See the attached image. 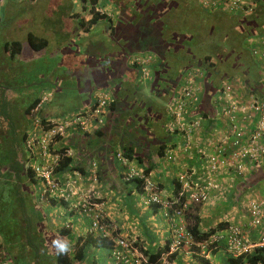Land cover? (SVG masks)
Masks as SVG:
<instances>
[{"label": "trees", "instance_id": "16d2710c", "mask_svg": "<svg viewBox=\"0 0 264 264\" xmlns=\"http://www.w3.org/2000/svg\"><path fill=\"white\" fill-rule=\"evenodd\" d=\"M80 1L81 8L77 12L87 10L88 14L85 17L72 12L69 17L64 18L71 21L69 25L73 27H69L68 33L74 37L69 44L68 40L71 36L68 35L65 43L70 47L58 53L64 60L66 55L79 54L75 60L80 64L75 66L72 76L83 80L84 84H81L86 97L79 104L72 105V108L76 109L75 111L82 110L89 103V93L94 88L108 86L112 91L113 101L106 116V124L101 130L91 134L73 133L63 139L60 135L54 137L56 143L49 145V151L60 156L54 170L58 179H61L67 170L76 169L86 174L95 162L96 175L99 184L102 185L109 175L104 161L107 156L114 154L115 150L128 162L135 159L140 163H148L154 158L153 154L155 158H163L168 151L177 149L182 139L186 138V133L183 127L177 126L176 116L170 108L172 104L179 105L180 100L183 99L181 90L185 84L184 75L188 70L194 68L204 72L201 82L196 86L197 90L200 87L199 101L193 102L190 107L193 108L192 117L199 115L207 119V130L211 129L210 131L214 128L216 117V109L212 104L216 89L223 80L237 74L233 75L222 70L227 58L234 55L232 66L235 68L239 65L244 66L241 61L250 63V66L239 74L241 77L249 79L254 75L258 82L261 80L262 73H256L251 69L253 61L250 51L242 48L243 41L239 45L237 38L230 39V37L238 35L240 39H245L261 33L252 30L256 25H260L264 31V23H262L264 0H251L253 8L251 12L238 10V7L232 8L222 0L218 7L216 5L210 11L211 14L200 8L203 0H109L114 6L112 17L104 11L105 0ZM1 2L4 4L7 0ZM29 2L32 4L35 0ZM73 3V0L68 1L69 8L73 9L75 6ZM177 16H183L188 25H191L190 28L175 26ZM2 18L0 15V24H3L0 26L1 32L6 26ZM260 18L261 20L257 22ZM217 24H220L221 28L220 37L229 39L227 47L221 48L218 44L212 43L209 45L212 52L199 54L200 51L196 54L194 50L197 48L198 51L201 46L194 44L196 46L194 48L192 35L198 34L204 41V38L216 34H213V31ZM226 27L229 30L222 32ZM205 33L209 34L205 36ZM48 34L49 32L44 34L46 36L43 34L37 36L32 31H28L25 36L26 45L19 39L0 40V264H97V259H90L88 256V249L91 246L109 247V244L108 238L99 227L98 230L91 229V222L86 234L77 237L73 242L69 253L57 255L52 241L57 238L70 239L68 235L74 224L71 222L70 227H66L65 223L59 226L53 225L51 219L54 215L46 210L45 202L39 201L41 182L35 176L32 165L27 164L29 160L25 151V138L31 126L28 115L33 112L41 122L66 116L70 107L67 100L62 99L61 86L55 91L51 88V98L38 108L41 92L48 87H42L35 94L31 93L27 102L17 111L13 104L18 96L16 93L18 89L14 87L13 82L21 72L20 58L48 49L51 46L50 42L54 41V38L50 39ZM88 36L91 45H87ZM82 43L83 46L78 47L80 51L78 52L75 46L78 44L80 46ZM229 48L230 52H228ZM134 52L157 57L151 63L150 78L145 79L141 74L139 78L140 70L138 71L137 66L132 64L131 55ZM51 58L57 68L56 71H62L61 67L62 69L67 67L56 65L55 58ZM15 60L17 64L12 71L13 76L5 74L6 65L9 61L13 65ZM87 63L98 64L95 67L97 76L93 78L92 87L88 85L86 79H79ZM99 65L104 66L103 72L99 71ZM67 75L69 76L70 73ZM245 82L249 87L248 82L246 80ZM24 84L22 83V89ZM251 86L250 89L258 90L257 87L254 88L255 84L253 86L252 83ZM27 88L26 91H29L30 89ZM146 89L147 91H144ZM193 91L197 92L195 87ZM106 128H116V130L108 135L105 134ZM202 130L205 131L203 128ZM103 135L122 141L118 144H103L104 147H101L100 137ZM67 148L72 149V154L63 153ZM108 165L107 167L112 170ZM150 169V165L144 167L142 174L129 180L122 179L121 175L118 177L120 176L122 185L135 183L136 189L143 194L145 193L143 178L148 177ZM263 169L264 164L253 168V173H250L248 178L238 179L235 187L237 195H235L239 196L259 178H263ZM175 185L177 186L175 197H177L181 185L178 181H175ZM184 201L183 195L177 206L180 207ZM50 203L57 204V200L49 197V205ZM182 217L187 220L186 228L196 242L206 239L217 227L225 225L219 222L216 227L208 231H200V218L195 211L185 210ZM106 222L110 224L107 219L101 221L103 225ZM113 232L112 235L116 237L117 231ZM133 243L136 249L139 248L144 252L148 264H158L162 256L168 253L169 241L154 253L141 248L138 243ZM177 253H170L168 257L173 259ZM260 260H264V253L257 249L237 258L228 256L225 264H257Z\"/></svg>", "mask_w": 264, "mask_h": 264}, {"label": "built area", "instance_id": "2783aa9c", "mask_svg": "<svg viewBox=\"0 0 264 264\" xmlns=\"http://www.w3.org/2000/svg\"><path fill=\"white\" fill-rule=\"evenodd\" d=\"M210 1L215 0H208V5ZM223 1L232 8L239 7L248 12L253 9L251 0ZM203 3H207V0ZM145 60L151 62L152 54L136 55L132 58V64L140 67L141 74L147 78L149 71L143 65ZM203 74L204 72L200 69L194 68L185 73V84L181 90L183 99L180 100L179 105L172 104L170 108L176 116L177 126L183 127L186 133L181 147L185 150L188 145L191 146V142H197V139L203 141L198 148L197 156L201 169L200 182L193 178L194 171L195 173L197 171L185 167L176 171L175 181L180 183L181 190L171 203L160 195L156 184L151 182L149 177L143 178L145 193L141 196L143 195L147 204H157L162 209V215L170 221L172 226L175 222L178 223L171 231L173 233L169 237L168 253L162 258L169 256L170 253L182 252V248L185 247L187 254L202 256L204 259L202 264H220L212 261L209 253L212 254L221 249L222 253L226 254V258L228 256L237 258L255 252L257 249L264 253V230L258 238L252 240L247 229L237 224H227L222 228L217 227L206 239L196 242L186 228L182 216L190 204L207 201L209 189L218 187L219 176L234 180L242 179L249 174L250 167L253 169L264 164V99L258 96V91L264 88V78L263 83L257 86L258 90L247 88V92L244 91L245 85L239 78L223 80L218 85L212 101L218 114L216 119L224 124L223 129L220 125H215L212 131L203 133V130L196 136L194 133L203 128L202 118L199 115L192 117L193 108L190 105L199 101L200 87L197 90L196 86L201 82ZM51 95V90L42 91L37 108L47 102ZM112 101L113 95L109 90L96 89L89 103L82 110L72 111L63 118H51L41 122L32 112L28 115L31 126L25 138V151L29 160L27 164L32 165L35 176L41 182L39 201L49 203V197L59 200V214L67 217L66 227H70L74 216L89 214L91 229L98 230L99 227L106 238H109V232H112L110 224L101 223L107 219L106 214L92 203L90 198L85 197V191L82 188L85 182L99 184L96 163L92 164L91 170H88L86 174L76 169L67 170L66 174L58 179L55 177L54 170L60 156L57 153H50L49 145L56 143L54 139L56 135H60L63 139L73 133L91 134L104 128ZM189 150L191 153V149ZM175 151L176 149L168 151L165 159H175ZM63 153L72 154V149L67 148ZM115 157L123 166L122 179L129 180L142 174L141 170H137L119 153H115ZM78 186L81 188L77 189ZM95 193H97L96 190ZM185 193H188L190 202L188 203L185 199L178 207L177 205L180 204L178 202ZM261 198L247 202L246 210L249 213L251 226H260L264 222V194ZM112 241L109 256L115 264H148L147 257L131 246L125 236L117 235ZM257 264H264V260H260Z\"/></svg>", "mask_w": 264, "mask_h": 264}, {"label": "crops", "instance_id": "0c3cea01", "mask_svg": "<svg viewBox=\"0 0 264 264\" xmlns=\"http://www.w3.org/2000/svg\"><path fill=\"white\" fill-rule=\"evenodd\" d=\"M1 11L0 15L3 17L2 21L6 25L4 30H2L3 34L1 33V39L0 40H12L17 39L18 35L16 32L21 29L20 25H24V22H28V19L30 18L32 10L28 7L29 1L31 0H7L6 3L3 4L1 2ZM63 1V0H62ZM69 1V0H68ZM204 1V0H203ZM216 2H213L209 4L208 6H204L205 4L202 2L200 5V8H203L202 10L206 11V13L211 14L212 11L216 5L217 7L221 4L222 0H215ZM29 5L32 7L34 3ZM74 5V3H73ZM68 7H70L68 5ZM111 8V11L109 9ZM60 8L57 7L54 10H51L52 12H56V10H59ZM75 6L72 8H68V10H65L61 14L53 13L51 14V11H48L47 13L53 17L57 16L58 22L57 26L58 29L64 27L65 30H69V27H73V25H69L71 21L69 19H64L66 17L70 16V13L77 12ZM114 6L109 3L108 1L105 2V13H108L109 15H114L113 13ZM238 10H242L241 8H237ZM103 11V12H104ZM109 11V12H108ZM111 12V13H110ZM79 16H87L88 12L87 10L83 12H77ZM30 14V15H29ZM42 17V14L40 15ZM32 17V16H31ZM211 17V16H210ZM264 23V16H263V22ZM20 27V28H19ZM16 31V32H15ZM28 31L24 33V36H26ZM37 36H41L43 33L40 31H32ZM14 34V35H13ZM40 34V35H39ZM60 34V33H58ZM61 35V34H60ZM22 41V39H19ZM87 45H91L90 36H88ZM84 40V41H86ZM26 39L23 40V43L25 44ZM83 41V43H84ZM83 43L80 44V46H83ZM26 45V44H25ZM85 46V45H84ZM243 48L250 52V57L252 64L256 65L257 70L256 73L259 72L262 73L261 80L258 82L256 77H249V79L243 78L240 75H234L233 77H237L240 80L243 81L245 85L244 91H246L247 88L252 87V83L254 88L257 86H260L261 82L263 83L264 78V31L262 30L261 33L248 36L245 38L243 42ZM252 50V52H251ZM253 51H256V53H253ZM27 53V52H26ZM58 53V49H55L54 54H51L50 58H55ZM138 54V56L141 55H147L142 54V52H134L131 57H135ZM141 54V55H140ZM33 55V54H30ZM61 55H58L60 65L63 66L66 65V69H62V71H55L56 74L62 75L60 78H62V81H65L64 86H61L60 90H63V94L68 92L69 88H72L71 85L69 86L70 76L67 74L70 73V75H73L75 72L74 68L75 66H79V62L76 61V56L79 57V54H73V55H66V60L62 59L60 57ZM73 58V59H72ZM48 59V57H47ZM52 59V58H51ZM156 56H152L151 62L146 61L144 62L145 68L149 71V75L147 78L151 77V68L152 62L156 60ZM11 65V61L6 65L5 74L13 76V69L16 66V60L13 61ZM9 68L7 69V67ZM136 68V67H135ZM57 69V68H56ZM138 71L140 70V67L137 66L136 68ZM96 68L95 65L87 63L84 69V73L80 75L81 79H86L88 81V85L91 87L93 86L94 77ZM66 73V74H65ZM141 70L138 72L139 78H140ZM141 76L146 79L142 74ZM59 78V79H60ZM79 78V79H80ZM260 79V78H259ZM248 82L250 85L247 86ZM81 80H77V82L74 80V82L78 85V99L79 102L86 97V93H82L83 86L80 85L82 82H79ZM80 83V84H79ZM219 84V83H218ZM56 86V87H55ZM52 89L58 90V85H54V87H50ZM81 88V89H79ZM263 88V87H262ZM65 89V90H64ZM96 89H106L109 90L112 94V91L108 86L102 87V88H96ZM95 88L91 91L90 98ZM45 90H51V89H45ZM44 91V90H43ZM258 96L262 99H264V88L261 91H258ZM58 94V93H56ZM59 95V94H58ZM90 100V99H89ZM75 104V105H77ZM76 109L72 108V105L67 114L75 111ZM218 114H216L214 125H220V127L223 129L224 124L220 122L218 119H216ZM207 119L202 118V126L203 129H205V133H208L210 130L207 126ZM108 127V126H107ZM116 128L107 129L105 131V134H110L111 132L114 133ZM203 130H199L195 132L194 134L196 136L200 135V132ZM221 132V130L219 131ZM103 135L100 137V145L101 147H104L103 144H109V143H119L121 140L116 141L114 137ZM124 141V140H123ZM200 139H197V142L193 141L191 142V146L188 145V148L191 149V153H188V155L181 156V154L178 156L176 155L175 159L170 160L169 158L165 159V157H159L155 158L156 156L153 154L154 158L150 159L148 163H140L138 161H130L132 166L136 167L137 170H143L144 167H148L150 165V171L148 173L149 180L156 184L157 188L159 189V193L164 198H170L173 199L176 196V188L175 185V174L177 170H180L181 168H191L193 170H196L193 178L199 183L200 182V162L197 159L198 156V148L201 145ZM132 143V142H131ZM134 144V143H132ZM114 145V144H113ZM182 145L178 146L181 147ZM177 147V148H178ZM184 151V150H183ZM182 151V152H183ZM116 152V150H115ZM115 152L111 156H107L105 159V169L108 171L109 175L107 176V180H104L102 185L101 184H95V190L97 191V194L100 197L104 198V212L107 217V221L111 222V227L113 229H117V235L118 236H125L128 237L131 240H137V243L141 246V248H144L146 250H149L151 252H156L158 248H161L166 242L169 241V237L171 235V231L173 230L172 225L170 224V221L165 218L162 215V209L158 208L156 206H150L148 205L145 200L143 199V195L141 196V193L136 189V185L133 182L126 183L122 185L121 178L118 175L121 174V171H123V166H120L115 158ZM108 166L112 167V170L109 169ZM111 164V165H110ZM250 167V173H253V169ZM66 174V172L64 173ZM249 174L246 175L244 178H248ZM264 174V169H263ZM192 181V180H191ZM239 180H234L230 177L225 176H219L217 178L218 187L217 188H210L209 189V197L207 201L203 203H197V204H190L189 208L192 211H195L199 218V229L200 231H208L212 229L213 227L217 226L219 222H222L226 226L227 224H237L242 226L243 228L247 229L248 234L250 235V238L252 240L258 238L261 234V231L264 230V222L260 226H251L250 225V217L249 213L246 210L247 202L250 200H256L263 196L264 194V177L259 178L256 182H254L250 187L243 190V193L239 196H236V184ZM99 185V187H98ZM84 188L88 187V184L83 185ZM128 191H131L128 193ZM236 194V195H235ZM185 199H187L188 203L190 202L188 193H185ZM262 199V198H261ZM59 201V200H58ZM57 204H51L44 203L45 208L49 213H52L54 216L52 217V223L53 225L58 226L65 223V220H67V217H62L59 214L58 209V202ZM44 207V206H43ZM90 217L88 215H81L79 217L74 216L73 218V228H71V231L68 235V241L72 245L73 242L76 240L79 236H84L86 234V230L88 229L89 223H90ZM183 222L187 224V220L183 218ZM127 238V239H128ZM106 240V239H105ZM114 237H109L107 239L109 247L99 246V247H90L88 249V256L90 259H97V264H113L111 261V258L109 256L110 253V247L113 244ZM191 256L193 258H191ZM210 259L211 257L216 258L215 260L211 259L212 261L216 263L222 264L218 259H222L223 257H226V254H223L221 249L217 250L216 252H213L212 254L209 253ZM202 257V256H201ZM199 256L189 255L187 252L182 253L179 251L177 255L173 258V261H171L170 264H181L183 261V264H202L203 257L201 258ZM226 259V258H225ZM223 261V260H222ZM224 263V262H223Z\"/></svg>", "mask_w": 264, "mask_h": 264}, {"label": "rangeland", "instance_id": "374dc122", "mask_svg": "<svg viewBox=\"0 0 264 264\" xmlns=\"http://www.w3.org/2000/svg\"><path fill=\"white\" fill-rule=\"evenodd\" d=\"M73 1H74L76 8H77L76 10L80 11L81 1L80 0H73ZM105 1L109 2V0H105ZM213 2H215V1H210V4ZM29 3L27 2L25 4H28V7L30 8V10H32L31 12H28V13H31V15L29 14L30 18L28 19V22H24L25 23L24 25H20V27H21L20 30H18L17 32L15 31L16 34L18 35L17 38L24 40L25 39L24 33L26 31H40L41 33H43V35L47 34V32H49L48 37L50 39L54 38V41L52 43L50 42L51 46L48 49L44 50L43 52H40L37 54L34 53L32 56H29V57L21 56V58H20V63L22 66V67L20 66L21 72H20L19 76H16L14 78V82H13L14 87L16 89H18V91H16V93L18 95L16 98V101H15L16 104L13 103L16 106V108L14 107L16 111L20 108L21 105H23V103L27 102V100L30 98L31 93H33V94L37 93L38 91H40V89H42V87H48L47 89H51L50 87H52V86L54 87V85H58V86L66 85L65 81H62V78H60V76H62V75L56 74V76H55L56 66L53 64L50 56H51V54H54L56 48H58V53L61 52L60 50H62V51H64L65 49L67 50L70 47L67 43H65L68 39V35L71 36L68 40L69 44L72 42V38L74 37L71 34H69L68 31L64 29V27L58 29V26L56 25L58 22L57 16H55V17L51 16V14H53V13L61 14L65 10H68V8H69L68 7V0H64V1H62V0H35L34 5L32 7L29 5ZM205 5L208 6V0H207V3H205ZM57 7H59L60 9L56 10V12L51 11ZM48 11H51L50 15L47 13ZM109 11H111V8L109 9ZM41 14H42V17L40 16ZM175 19H176L175 26H177V27L179 26L182 28H185V27L190 28L191 25L190 24L188 25V22L185 20V18L183 16H177V18H175ZM260 20H261V18L257 19V22H259ZM0 26H3V24H0ZM215 27L216 28L214 29L213 34H215V33L216 34L209 36L207 38H204L205 39L204 41L201 40L200 35H198V34L192 35L193 36L192 37L193 45L198 44L202 48V50H201V48H198V51H197V48L194 45V48H196V50H194V52H196V54H198L200 51H201V53H199V54L212 52V51H210L211 49L209 46L212 43L218 44L221 48H222V46L227 47V42L229 41V39L220 37V33H221L220 24H217ZM224 27H222V28H224ZM252 28L251 29L254 32L262 31V27L260 25H256ZM227 30H229V28L226 27V29H223L222 32H225ZM193 31H195V29ZM1 33L3 34V32L0 31V39H1ZM58 33H60L61 35ZM66 33H67V35H65ZM208 34L209 33H205V36ZM230 34H232V31L230 32ZM44 36H46V35H44ZM202 36H204V35H202ZM234 38H237V42L239 43V45L242 41L244 42V40H245V39H240V37L238 35H234V36L230 37V39H234ZM243 42H242V48H243ZM27 45L29 46L28 42H27ZM62 47H64V48H62ZM76 47H77V51L80 52L79 48L81 46H79V44H78L77 46H75V48ZM230 51H231V49L229 48L228 52H230ZM58 53H57L55 60H54V63H56V65H60ZM47 57H48V59H47ZM234 60H235L234 55L228 57L227 61L223 64L224 68L222 70L227 71V73H230L233 75L236 73H237V75H239L241 72H243L244 69L247 68V66H250V63L241 61V63H243L244 66L239 65L238 67L235 68L232 66V63L234 62ZM93 65H95V67H97L98 64H93ZM251 65H252L251 69L253 71H256L257 70L256 65H254V64H251ZM65 69H66V67H65ZM98 69H99V71L103 72L104 66L99 65ZM69 76H70V79H68L70 81L69 86L71 85L72 88H69L68 92L63 94L62 99L65 98L68 102V106L71 107V105H75L79 101L78 93L80 91L78 92V85L74 82V80L77 82L78 77L72 76V75H69ZM81 82H82V84H84L83 80H81ZM22 83H25L24 84L25 86L23 89H22ZM82 84H80V85H82ZM25 88H27V90L28 89H30V90L26 91ZM79 89H81V88H79ZM81 90H82V93H84V89H81ZM144 91H147V89ZM187 118H188V116L186 117V119ZM2 147H3V144H2ZM2 147H1V149H2ZM184 147H186V146H184ZM183 150H184L183 147H178L175 151V154L178 156L180 154H181V156H184V155H188V153H190L189 148H186L184 151ZM85 184H88V187H86V188H84L82 186V188L85 191V197L90 198L92 200V203H94L98 208H100L104 212V206H105L104 205V198L100 197L97 193H95V187L96 186L93 183H89V182H85ZM98 187H99V185H98ZM78 188H81V186H78L77 189ZM167 200L169 203H171V201H172V199H170V198H167ZM110 224H111V222H110ZM177 224L178 223L175 222L172 227L175 228V226ZM220 228H222V227H220ZM113 231H118V230L114 229V227H113L112 232H109L110 238L114 237L112 235V233H114ZM171 233H173V232H171ZM128 242L131 244V246H134L133 242L137 243V240L134 241V240H131L128 238ZM184 248L185 247L182 248V250H183L182 253H184L186 251V248L185 249ZM138 250L141 251L139 248H138ZM141 252L144 254L143 251H141ZM191 258H193V257L191 256ZM211 259L215 260L216 258L211 257ZM218 260L222 264H225L224 257L222 259H218ZM171 261H173V259L166 256V257L160 259L158 264H170ZM181 264H183V261Z\"/></svg>", "mask_w": 264, "mask_h": 264}, {"label": "clouds", "instance_id": "9594fccd", "mask_svg": "<svg viewBox=\"0 0 264 264\" xmlns=\"http://www.w3.org/2000/svg\"><path fill=\"white\" fill-rule=\"evenodd\" d=\"M118 162V160H117ZM119 163V162H118ZM120 164V163H119ZM121 166V165H120ZM143 172V171H142ZM122 176V174H120ZM150 205V204H149ZM150 206H156L158 208H160L157 204L155 205H150ZM73 223V222H72ZM56 253L57 255H64L70 252L72 245L70 244V242L67 239H63V238H57L55 240L52 241ZM112 247V246H111ZM110 247V248H111ZM202 258V257H201ZM203 259V258H202ZM204 260V259H203ZM113 264H115L113 262Z\"/></svg>", "mask_w": 264, "mask_h": 264}]
</instances>
